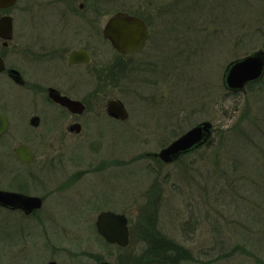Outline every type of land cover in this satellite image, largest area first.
<instances>
[{
  "label": "rangeland",
  "instance_id": "obj_1",
  "mask_svg": "<svg viewBox=\"0 0 264 264\" xmlns=\"http://www.w3.org/2000/svg\"><path fill=\"white\" fill-rule=\"evenodd\" d=\"M95 7L93 38L81 16ZM118 11L142 16L152 32L100 98L121 100L126 122L102 115L65 137L68 122L52 126L43 114L33 129V109L45 102L0 76V111L8 108L11 123L0 139V189L12 190L18 174L30 195L45 198L30 217L0 209V264H264V78L244 93L223 85L230 62L264 51V0H19L8 13L13 43L0 50L22 64L31 45L56 37L67 53L88 48L91 67H113L118 54L102 29ZM91 67L78 69L81 98ZM204 121L213 124L208 145L171 164L154 157ZM23 143L34 164L14 157ZM30 173L36 182L27 184ZM108 210L128 217L126 249L97 233Z\"/></svg>",
  "mask_w": 264,
  "mask_h": 264
},
{
  "label": "flooded vegetation",
  "instance_id": "obj_2",
  "mask_svg": "<svg viewBox=\"0 0 264 264\" xmlns=\"http://www.w3.org/2000/svg\"><path fill=\"white\" fill-rule=\"evenodd\" d=\"M18 3H19V0H17L16 4L14 6H12L11 8L0 9V12L4 13L0 16V18L3 16H10L12 18V21H13V38H12V40L9 41L7 45H4V40L0 38L1 46L4 49L9 48L12 45L13 40H14V18L8 13L10 10L15 8ZM83 9H84V4L80 3L79 12H82ZM115 13L116 12H114L107 19L106 23ZM126 13H128L131 16H137V15L131 14L129 12H126ZM137 17H140L145 21V19L142 16H137ZM82 18L88 19L87 23H88V25H90V27L92 29L93 38H95V36H97L96 31H98V29H99L98 8L95 7L92 10L91 17H89V16L82 17L81 16V19ZM106 23H105V25H106ZM145 23H146V21H145ZM80 24L82 26V23H80ZM105 25H104V27H105ZM146 25L149 27V25L147 23H146ZM104 27H103V29H104ZM149 30H150V38H151L152 32H151L150 27H149ZM63 31H64V28L61 29V33ZM36 35H39V34L36 33ZM150 38L147 40L144 47L140 51L135 52L132 55L120 54L119 52H117L112 47L116 51V53L118 54L117 58H119V60L116 61L118 64L117 65L115 64L113 67H110L108 65L100 67L98 64L95 65L96 67L95 66L91 67L93 65L92 64L93 58H92L91 52L89 51L88 48L80 47V48L72 49L70 52L67 53V50L63 47V41L64 40L58 39L56 37L49 39L48 41H51L50 43H45V44L34 43L33 45H31L29 47V51H31L30 56L28 58L29 62L26 61V57H24L25 59L21 60L22 64H9L5 55H3L1 50H0V57L2 58V60L5 64V69L2 73H0V76H4V78L6 80H8V83H10V85H12L16 89L20 90L21 92L27 91L30 94H32L33 99L35 97L41 96V99L45 102L46 105L45 104H43L42 106L37 105L38 107H36V109L34 108L35 107V104H34V106H33L34 113H33L32 117H30V119H29V125L31 128L38 129L41 126V122H42L41 115L43 116V114H44V115H47V120L50 121V124L52 126L57 125V124H62V120H65L66 123L68 122V125L66 124V126H65L64 132L62 134H60V136L78 137L82 134L83 124H84V121H86V120L87 121H94V123H96V122L100 121V116H102V115H105V116H107L106 118L111 119L112 121H116L118 123L126 122L129 119V117H128L127 120L122 121L120 119H115V118L109 116V114H108V111H107L108 103L112 100H118V101H121V100L110 99L106 103H103L100 101V98L102 97V94L105 93L110 87L116 85V78L118 75L117 71L119 68L118 66H120L121 68L123 67L126 70L127 65L124 63V61H125L124 59L130 58V57L140 53L141 51H143V49L147 46V43L149 42ZM77 51L87 52L89 57H90V62H88V63H71L70 62V55L73 52H77ZM87 67H91L90 69H87V72L88 73L90 72V75L92 78L91 81L93 84H91L92 85L91 91L88 93V95L81 98L79 96L80 92L78 91V87L80 88L81 87L80 85L82 83H81V81H79V75L80 74H78V69H83V68H87ZM11 70L17 71L19 73V75H20L19 81H16L13 78L14 76H13ZM130 70L131 71L133 70L132 67H130ZM84 84H85V82H84ZM52 92L58 94L61 97H66V98H69L71 100L80 102L83 106V110L81 112H78V111L75 112V111H72L69 108L61 105L60 103L54 101L53 98L51 97ZM2 101L4 103L3 98H2ZM123 105L125 106L124 103H123ZM4 106H5V104H4ZM5 109L0 111V115L4 116L7 119L9 127H8L7 132L2 137H0V139L5 137L9 133L10 126H11L10 118L8 117L9 116V114H8L9 110H8V108H5ZM125 109H126V107H125ZM7 111H8V113H7ZM105 116H102V117H105ZM102 117H101V119H102ZM34 118L39 119L38 126H33L31 124V120ZM27 146H29V145H27ZM16 147H15V149H16ZM29 147L32 150V152L34 153V160L29 164H23L15 155V149H14V157L16 158L17 162H19L25 166L34 164L37 160L36 152L32 149L31 146H29ZM155 154H154V157L158 158V157H156ZM10 177L12 178L11 180H13L12 182H15V183H12V185H11L12 187H9L12 190H7V189H0V190L6 191V192L19 193V194L29 196V197H37L41 200V208L38 210H34L29 215H26L22 210H19V209L11 210V209H8V208L2 207V206H0V209L3 211L13 212L12 214L22 213L25 217H30V216L36 215L37 212H39L43 208L45 198L30 195L29 191H28V185H26V183H24L23 181L19 180V178H23L22 176H20L18 174H13V175H10ZM28 181L29 182H27V184L36 182L35 173H30ZM116 247H118V246H116ZM118 249H126V248L118 247ZM105 261H108V260H105ZM52 262H55V261H50L47 264H50ZM101 262H100V264H101ZM108 262H111V261H108ZM55 263L58 264L57 262H55ZM111 263L117 264L115 262H111Z\"/></svg>",
  "mask_w": 264,
  "mask_h": 264
},
{
  "label": "water",
  "instance_id": "obj_3",
  "mask_svg": "<svg viewBox=\"0 0 264 264\" xmlns=\"http://www.w3.org/2000/svg\"><path fill=\"white\" fill-rule=\"evenodd\" d=\"M17 0H0V9L11 8ZM103 37L108 40L112 47L124 55H132L140 51L150 37V30L144 20L131 16L126 12L115 13L106 23ZM0 38L7 45L13 38V21L10 16L0 18ZM71 63H88L90 57L85 51L73 52L70 55ZM5 69V64L0 57V73ZM13 78L20 80L17 71L11 70ZM264 78V51L259 50L241 59L229 63L223 75L224 87L232 92H244L247 85L261 81ZM51 97L54 101L69 108L72 111L81 112L83 106L80 102L61 97L52 92ZM107 111L109 116L125 121L129 114L121 101L112 100L108 103ZM33 126H38L39 119L31 120ZM7 119L0 115V137L8 130ZM213 134V125L204 121L193 127L180 138L173 141L170 145L163 148L156 157L166 164H171L178 160L182 155L188 154L193 150L205 145ZM15 155L24 164H29L34 160V153L29 146L20 144L15 149ZM0 206L11 210H22L26 215L34 210L41 208V200L37 197H29L19 193L6 192L0 190ZM98 233L109 244H116L121 247L129 245L128 219L125 215L113 212H103L98 216L96 222ZM50 264H56L52 262ZM102 264H112L103 262Z\"/></svg>",
  "mask_w": 264,
  "mask_h": 264
},
{
  "label": "trees",
  "instance_id": "obj_4",
  "mask_svg": "<svg viewBox=\"0 0 264 264\" xmlns=\"http://www.w3.org/2000/svg\"><path fill=\"white\" fill-rule=\"evenodd\" d=\"M209 144V143H208Z\"/></svg>",
  "mask_w": 264,
  "mask_h": 264
}]
</instances>
